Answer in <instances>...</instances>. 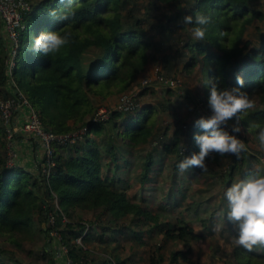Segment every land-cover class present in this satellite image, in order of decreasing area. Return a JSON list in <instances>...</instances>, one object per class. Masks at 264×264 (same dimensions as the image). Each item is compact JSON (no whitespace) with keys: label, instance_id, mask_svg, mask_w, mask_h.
<instances>
[{"label":"trees","instance_id":"1","mask_svg":"<svg viewBox=\"0 0 264 264\" xmlns=\"http://www.w3.org/2000/svg\"><path fill=\"white\" fill-rule=\"evenodd\" d=\"M71 5L75 16L63 21L48 13L50 9L68 7L69 0H30V10L23 14L22 27H18L15 63L9 76L5 25L0 18V98L17 97L20 92L42 125L53 132L87 126L82 138L74 143L54 144L55 163L45 180L35 171L7 163V131L0 119V240L22 249L26 241L32 242L37 235L44 238V245L48 244L45 236L51 238L49 232L55 231L65 249V258L74 264H198L191 256L192 245L212 235L218 221L227 225L221 227L222 239L228 241L232 236V224L226 215L224 218L219 214L222 209L227 211L224 190L238 179H247L257 167L264 170V153L247 148L240 158L215 155L214 159L206 158L207 171L192 167L184 172L202 177L205 190L223 186L219 204L208 216L198 217L201 227L195 229L180 210L186 203V193L182 186L184 177L177 168L184 156L199 152L193 137L202 134V130L194 126L195 120L181 123L176 108L169 109L172 101L162 99L161 109L168 111L174 128L171 133H167L168 125L162 131L155 129L149 117L156 108L151 103L139 106L137 100L154 85L138 90V105L133 113L112 110L105 121L87 118L97 100L139 84L138 74L145 71L148 61H154L164 76L187 75L197 68L202 87L197 99L201 103L208 102L207 80L218 79L221 89L240 88L255 107L241 114L239 125L256 138L258 129L254 125L264 126V33L255 20L264 18V0L262 8L254 6L252 0H71ZM166 10L168 14L164 13ZM197 13L210 17L204 41L193 39L191 28L196 25L178 23L184 15ZM164 15V22H154ZM57 31L60 35L72 33L70 42L59 53L45 56L31 50L34 38L41 32ZM90 47L100 52L87 66L83 54ZM237 76L243 80L242 87L237 84ZM165 88L179 91L173 97L176 106L194 101L193 93L182 89V85ZM228 123L232 125L235 119ZM225 130L246 141L239 133H232L230 127ZM124 144L145 148L139 169L142 182H155L154 171H161L170 156L173 186L168 188L167 200L158 204V211L131 200L123 179L114 174L109 177L108 171L103 170L107 157L112 158L113 171L121 167L116 153ZM46 199H56V203ZM170 204L177 214L162 220L161 210ZM198 204L190 200L184 206L185 212L195 211ZM76 209L94 212L96 221L101 219L102 224L86 225L76 217ZM50 217L52 223L48 224ZM144 235L159 236V240L153 238L138 261L121 257L112 249L105 257L90 252L94 242L107 246L115 242L120 246L119 238H133L134 245H142ZM78 237L80 243L75 240ZM175 242L183 247L170 248ZM48 250L41 248L45 255H49ZM211 250L222 264H264L263 250L248 251L234 244L231 257L223 258L218 255V240L212 242ZM52 261L48 256L42 264ZM0 264L25 263L15 250L0 247Z\"/></svg>","mask_w":264,"mask_h":264},{"label":"rangeland","instance_id":"2","mask_svg":"<svg viewBox=\"0 0 264 264\" xmlns=\"http://www.w3.org/2000/svg\"><path fill=\"white\" fill-rule=\"evenodd\" d=\"M253 5L256 7H263L262 0H252ZM30 4V0H27ZM30 10V8H29ZM28 10V11H29ZM169 10L164 11L165 14H168ZM165 15L160 19L156 17L154 20L155 23H158L159 20L162 22L165 21ZM255 23L260 27V30L264 33V18L262 20H255ZM6 28L4 27L3 32L5 35V42L7 46L11 44V39L6 32ZM149 33H153V30H149ZM100 52L96 47H90L83 54V61L85 65L89 66V64L98 56ZM157 65L154 61H148L147 67L145 71H142L138 74L139 82L147 77H150L153 74V68ZM198 71L197 68H194L189 74L184 75L179 73L177 77L180 79L182 84V89H186L191 91V94L195 97L194 101H183L181 105L176 106L174 103V98L177 91L176 89L173 91H166L167 89L164 86L154 85L151 88H146L142 95H138L139 106L144 105L145 103H151L156 108V112L153 115H150V119L154 121L155 129L158 131H162L167 129V133H171L174 128V125L171 123V119L168 115V111L162 110L160 106V101L162 99L169 98L173 103L170 104V108L175 107L176 115L181 120V123H191L192 121L200 118L207 117L211 114L210 108L208 106V102H200L197 99V96L202 93V87L200 81L198 79ZM138 82V83H139ZM138 85V84H137ZM150 87V86H148ZM135 89V88H134ZM136 89L139 90L138 87ZM172 89V88H171ZM170 89V90H171ZM122 92V91H121ZM120 93V92H119ZM119 93H114L108 96L104 100H97L96 107L112 104L116 101ZM174 97V98H173ZM108 98H111V101H107ZM109 102V103H108ZM96 109V108H95ZM94 109V110H95ZM158 111V112H157ZM133 113V112H131ZM130 113V114H131ZM89 117V116H88ZM240 126V125H239ZM241 131L239 134L246 138V141H243L247 148L256 150L257 140L254 137L253 133L250 130H246L242 126H240ZM121 144V143H120ZM120 151L116 153V161L121 164V167L113 171V174L121 179H123L124 185H127L126 192L131 200L134 202L141 201L145 203L149 208H152L153 211H158L157 206L159 203L167 200V191L168 188L173 186L172 182V171L171 165L169 164L170 156L167 157L164 161V165L162 170H155L154 176L156 177L155 182H142L139 179V169L140 162L144 155L145 148L136 146L135 148L129 147L127 145L120 146ZM261 157V156H260ZM263 157V156H262ZM42 158V157H41ZM264 163V158H261ZM260 159V160H261ZM112 163V158L107 157L104 158V167L103 170L109 172L110 168H107V165ZM191 169V168H190ZM118 170V171H117ZM183 178L182 186L185 188L186 198L185 201L187 204L190 200H194L195 203H200L197 205L195 211L185 212L184 206L180 208V210L186 213L187 219L191 220L195 229H200V222L198 221V217H206L212 208L219 202L223 193V186L216 185L213 188L208 190L204 189L203 178L197 175L196 173H192L190 176L187 174H181ZM235 178H239V175L235 174ZM175 190V189H174ZM178 194V192H177ZM50 203H56V199L51 201L50 199H46ZM217 204V205H218ZM173 206L170 204L169 207H166L164 210H161L162 220L169 219L170 217L175 216L177 214L176 209L172 208ZM82 212L81 209H76V217L80 218L85 222L86 225H92L94 223L101 225L102 220L96 221L95 213L91 211ZM220 212V211H218ZM218 214V213H217ZM215 215V217L217 216ZM52 223V218L50 217L48 220V224ZM227 226L223 222L218 221V224L213 226L212 235H207L205 238L198 240L192 245L191 256L198 260V264H222L220 260L217 259L211 250L212 242L218 240L220 244V251L218 255L222 254L223 258H230L232 246L235 244L234 237L238 235V232L235 226L232 224L231 230L233 231L231 238L228 241L223 240L220 235L221 227ZM227 234V233H226ZM51 238L45 236V240L49 239L48 244L44 245V238L37 235L36 238L32 240V242L26 241L23 244L22 249H16L13 246L5 243L3 240H0V247H4L7 249L15 250L18 258H20L25 264H42L45 263L46 257L50 256L52 258V263L50 264H67L68 258H65V249L62 244L58 241V237L55 231H50L48 234ZM145 242L142 245H134L133 238H119L121 245L118 246L115 242H111L109 246L94 242L90 245V252L99 254L101 256H108L109 251L112 249L114 252L118 253L119 256H129L132 259L138 261V256L142 255L144 249H148L149 243L154 238L155 240H159V236L149 237L144 235ZM229 237V236H228ZM76 240V239H75ZM78 242V241H77ZM80 243V237H79ZM42 246L49 249V255L43 254L41 251ZM171 247H183L181 243L175 242ZM257 251H264V247L254 248ZM234 260H232L233 262ZM143 261H138L136 264H141ZM69 264V263H68Z\"/></svg>","mask_w":264,"mask_h":264},{"label":"clouds","instance_id":"3","mask_svg":"<svg viewBox=\"0 0 264 264\" xmlns=\"http://www.w3.org/2000/svg\"><path fill=\"white\" fill-rule=\"evenodd\" d=\"M64 0H61L63 3ZM58 20L69 21L75 16V11L69 0V6L62 9H50L48 13ZM178 23L182 25H196L191 28V35L195 41H204L207 25L210 17L201 13L184 15ZM72 33L65 32H41L34 38L30 48L33 52L45 56L55 55L70 42ZM237 84L243 86L241 77H236ZM209 87L208 106L211 114L200 117L194 122V126L202 130V134L194 135L195 144L199 152H193L177 164L179 172L183 174L192 167H198L207 171V159H214L215 155L221 157L233 155L240 158L242 152L247 151L245 143L236 135L225 130L231 128L232 133H239L241 128L239 121L241 114L255 107L249 96L240 88H219V81L207 80ZM235 119V123L229 125V121ZM258 129L256 148L264 153V126L259 123L254 125ZM184 148V146H182ZM227 201V211L222 209L219 213L233 224L238 232L234 237L235 244L248 251L257 247H264V170L257 169L247 179H238L228 186L223 193Z\"/></svg>","mask_w":264,"mask_h":264},{"label":"built area","instance_id":"4","mask_svg":"<svg viewBox=\"0 0 264 264\" xmlns=\"http://www.w3.org/2000/svg\"><path fill=\"white\" fill-rule=\"evenodd\" d=\"M30 4L27 0H0V18L3 20L6 32L10 37L11 44L7 46L9 57L6 61V72L9 76L11 68L14 66L16 47L18 45V27H22V16L28 12ZM160 85L169 88H178L181 86L180 79L177 76H164L160 73L159 65H155L153 68V74L139 82L138 85L133 86L131 89L120 92L117 99L112 104H106L96 107L92 114L87 118L90 121H105L109 118L112 110L121 112H132L138 105L135 95L138 92L136 87L145 88L151 85ZM135 88V89H134ZM24 106L28 109L26 119L21 124V129L32 132L39 140L43 149L42 158L38 163L37 174L40 178L47 180L49 171L54 165V144H68L82 138V135L86 132V124L71 129L67 132H53L50 129L45 128L36 111L28 103V100L19 92L17 97L0 98V119L6 126V158L8 164L15 163L14 161V148H13V128L10 125V119L14 110ZM79 242V237L76 238ZM74 264L69 259L67 264Z\"/></svg>","mask_w":264,"mask_h":264},{"label":"crops","instance_id":"5","mask_svg":"<svg viewBox=\"0 0 264 264\" xmlns=\"http://www.w3.org/2000/svg\"><path fill=\"white\" fill-rule=\"evenodd\" d=\"M108 100L111 101V98H108L107 101ZM27 112L28 109L26 107L19 106L14 110L10 119V125L13 128V148L15 152L13 158L15 164H18L29 171L37 172L38 163L42 157L43 149L38 138L32 132L21 129V124L26 119ZM107 168H110L108 172L109 177L111 175L113 176V162L109 163ZM82 212L85 211L82 210Z\"/></svg>","mask_w":264,"mask_h":264}]
</instances>
